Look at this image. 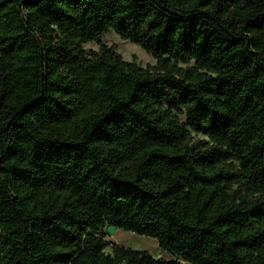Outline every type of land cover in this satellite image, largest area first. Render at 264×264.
<instances>
[{
  "label": "trees",
  "instance_id": "1",
  "mask_svg": "<svg viewBox=\"0 0 264 264\" xmlns=\"http://www.w3.org/2000/svg\"><path fill=\"white\" fill-rule=\"evenodd\" d=\"M0 264H264V0H0Z\"/></svg>",
  "mask_w": 264,
  "mask_h": 264
},
{
  "label": "rangeland",
  "instance_id": "2",
  "mask_svg": "<svg viewBox=\"0 0 264 264\" xmlns=\"http://www.w3.org/2000/svg\"><path fill=\"white\" fill-rule=\"evenodd\" d=\"M102 40L107 45H113L124 60L135 59L142 67L155 64L154 58L149 53L145 52L139 45L119 38L113 31L105 33L102 36ZM83 48L89 52L90 50H96L97 44L90 41L84 43ZM105 238L110 242L117 243L126 248L147 250L155 257H171L170 254L160 251L156 239L149 236L115 228L112 234L106 233ZM105 252L110 253V247L105 248Z\"/></svg>",
  "mask_w": 264,
  "mask_h": 264
},
{
  "label": "water",
  "instance_id": "3",
  "mask_svg": "<svg viewBox=\"0 0 264 264\" xmlns=\"http://www.w3.org/2000/svg\"><path fill=\"white\" fill-rule=\"evenodd\" d=\"M114 231H115V227L114 226H107L106 230H105V232L107 234H112Z\"/></svg>",
  "mask_w": 264,
  "mask_h": 264
}]
</instances>
